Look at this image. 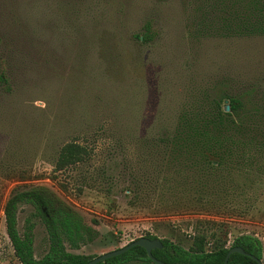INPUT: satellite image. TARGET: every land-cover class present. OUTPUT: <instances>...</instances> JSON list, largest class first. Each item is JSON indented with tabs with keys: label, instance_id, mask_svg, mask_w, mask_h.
<instances>
[{
	"label": "rangeland",
	"instance_id": "1",
	"mask_svg": "<svg viewBox=\"0 0 264 264\" xmlns=\"http://www.w3.org/2000/svg\"><path fill=\"white\" fill-rule=\"evenodd\" d=\"M212 3L0 0V264H20L5 206L16 192L37 187L51 189L99 231L80 249L68 247L75 254L100 256L146 235L188 250L198 222L209 221L228 232V246L243 235L264 244V167L253 163L213 174L209 189L202 174L194 186L192 171L184 168L177 179L172 167L163 201L195 212H154L162 197L155 196L149 141L172 132L184 107L224 92L245 93L264 108V36L207 35L201 20ZM146 25L153 38L142 42ZM74 141L90 159L55 171L62 147ZM138 177L143 191L133 203L127 189ZM195 189L205 192L206 208ZM34 212L21 206L18 229L23 234L28 219L35 224L41 260L50 241Z\"/></svg>",
	"mask_w": 264,
	"mask_h": 264
},
{
	"label": "trees",
	"instance_id": "2",
	"mask_svg": "<svg viewBox=\"0 0 264 264\" xmlns=\"http://www.w3.org/2000/svg\"><path fill=\"white\" fill-rule=\"evenodd\" d=\"M210 8V14L201 20L207 35H214V38L264 36V0H213ZM151 31V26L146 25L140 40L151 41ZM225 100L229 101L228 111L224 107ZM149 148L154 152L151 169L155 196H161L163 202L160 201L161 205L154 207L155 214L172 217L186 215L189 210L195 212L190 209L193 207L163 201L161 192L169 183L166 172L174 167L178 179L182 170L188 168L193 174L191 184L196 186L199 183L196 174H202L207 181L203 183L204 188L209 189L208 178L213 174L239 171L252 166V163L263 168V105L252 102L245 93L231 96L222 92L215 93L210 99L201 98L184 107L174 130L151 139ZM90 157L91 151L87 147L76 141L67 143L60 151L55 171L74 168ZM142 184L143 181L138 177L132 187L127 189L133 194V203L141 200ZM195 190L200 195L196 200L199 207L206 208L208 200L204 198L205 192ZM22 205L34 209V217L43 222L48 233L49 252L41 260H37L34 253L35 224L32 220H27L23 234L19 232L18 214ZM4 213L6 232L20 264H87L97 257L69 252L68 247L78 250L94 241L100 233L47 187L16 192L8 200ZM146 237L161 241L162 248L154 250L153 255L167 264H224L230 249L234 247L242 248L248 255L235 253L228 264H259L253 257L264 264V244L259 238L243 235L228 246V232L212 221L200 225L198 222L192 246L188 250L168 239H158L153 235ZM210 242L212 247L209 250L207 247ZM99 264L155 263L144 248L137 246Z\"/></svg>",
	"mask_w": 264,
	"mask_h": 264
},
{
	"label": "water",
	"instance_id": "3",
	"mask_svg": "<svg viewBox=\"0 0 264 264\" xmlns=\"http://www.w3.org/2000/svg\"><path fill=\"white\" fill-rule=\"evenodd\" d=\"M229 109L230 108L228 107V110ZM137 246H140V247L144 248L147 251L149 258L155 264H167V263L157 259L153 255V251L154 250L162 248L161 241L160 240H150V239H148L146 237H143V238H140V239H138L136 241H133L130 244H128V245H126V246H124V247H122L120 249H117V250L102 254L100 256H97L95 259L91 260L87 264L103 263V262L107 261L108 259L121 256V255L127 253L128 251H130L132 248L137 247ZM235 253H239V254H242V255H248L242 248L234 247V248L230 249L228 255L226 256L224 264H228L231 255H233ZM253 258L255 260H257L259 264H263L262 261L256 259L255 257H253Z\"/></svg>",
	"mask_w": 264,
	"mask_h": 264
}]
</instances>
